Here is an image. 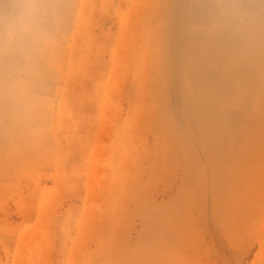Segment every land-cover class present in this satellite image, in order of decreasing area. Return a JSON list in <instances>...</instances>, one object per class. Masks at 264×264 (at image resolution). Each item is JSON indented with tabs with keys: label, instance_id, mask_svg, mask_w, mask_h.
<instances>
[{
	"label": "rangeland",
	"instance_id": "1",
	"mask_svg": "<svg viewBox=\"0 0 264 264\" xmlns=\"http://www.w3.org/2000/svg\"><path fill=\"white\" fill-rule=\"evenodd\" d=\"M32 3L0 32V264H264V0Z\"/></svg>",
	"mask_w": 264,
	"mask_h": 264
},
{
	"label": "clouds",
	"instance_id": "2",
	"mask_svg": "<svg viewBox=\"0 0 264 264\" xmlns=\"http://www.w3.org/2000/svg\"><path fill=\"white\" fill-rule=\"evenodd\" d=\"M41 10L32 0H22L21 7L6 23L0 22V32L6 28L9 39L27 38L40 26Z\"/></svg>",
	"mask_w": 264,
	"mask_h": 264
}]
</instances>
